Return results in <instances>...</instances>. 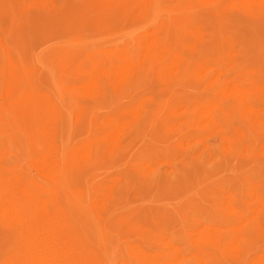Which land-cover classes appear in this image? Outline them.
<instances>
[{
    "label": "rangeland",
    "instance_id": "1",
    "mask_svg": "<svg viewBox=\"0 0 264 264\" xmlns=\"http://www.w3.org/2000/svg\"><path fill=\"white\" fill-rule=\"evenodd\" d=\"M153 1L149 6L148 0H0V64L9 55L24 79L13 97L5 94L0 78L4 165L31 190L38 186L44 200L68 211L91 256L103 264H137L128 254L133 245L166 257L179 246L186 259H194L196 240L208 239V229L240 240L229 250L208 244L222 264H264V15L236 0L231 7L230 0ZM151 48L145 80H109L103 93L91 85L96 71L110 68L121 53L140 62ZM180 56L189 60L187 75L166 78L165 66ZM218 75L251 81L243 87L251 89L260 109L252 118L244 108L229 110L232 120L221 122L225 138L199 115ZM76 95L84 97V107ZM191 117L188 130L194 137L182 141ZM47 121L56 150L72 166L76 183H83L80 204L72 205L32 163L27 130ZM120 125L122 136L111 144L107 137ZM105 194L110 200L104 211L106 241L94 211ZM11 234L0 222V258L11 246Z\"/></svg>",
    "mask_w": 264,
    "mask_h": 264
},
{
    "label": "bare ground",
    "instance_id": "2",
    "mask_svg": "<svg viewBox=\"0 0 264 264\" xmlns=\"http://www.w3.org/2000/svg\"><path fill=\"white\" fill-rule=\"evenodd\" d=\"M48 1L49 0H47V2ZM201 1L207 2L205 0H201ZM236 1L243 2L247 6V8H249V9H254V11L252 10L251 13L255 12L256 16H259V15L263 16L264 15V0H236ZM141 2H143V0H141ZM153 2H154L153 0H148L149 6H151L153 4ZM230 2H229V5L231 7V4H233L232 3L233 1L230 0ZM35 3H37V2H35ZM225 4H228V3H225ZM188 5H190V4H188ZM233 5H235V4H233ZM218 6L219 5L217 4L216 7H218ZM187 7L188 6L186 5V8ZM195 7H197V6H195ZM198 7H200V6H198ZM57 8H59V7H57ZM62 8H64V6ZM238 8H240L239 5H238ZM197 9H198V11L200 10V8H197ZM223 9H225V8H223ZM64 10L66 11V9H64ZM40 11H41V9H40ZM62 12H64V11H62ZM55 13H56V10H55ZM142 13H144V12H142ZM135 16L137 19V15H135ZM194 16H196V15H194ZM165 17H167V16H165ZM197 21H199V20H197ZM183 22H185V21H183ZM138 24H140V23H138ZM193 26H195V24ZM162 27H163V25H162ZM169 28H170V26H169ZM205 28H206V26H205ZM200 29H201L200 32H202V34L204 35L202 28H200ZM153 34H155V33L153 32ZM187 39H189V38H187ZM199 39H201V38H199ZM156 44H154V46ZM159 45H161L160 42L158 43V46ZM191 45H193V44H191ZM7 47H8V45H7ZM74 49H76V48L74 47ZM154 50L155 49H152V48L149 49L147 51V54L144 56L143 60H141L140 62L134 61L132 59V57H130L128 54L121 53V55L118 59L119 61L113 62L112 66L110 68L101 67L96 71L95 77L92 80H90L92 82L91 85H93L95 87L96 92L100 91L103 93V92H106L108 90L109 80H111V81L113 80L114 82H116V84H117V82L122 83L124 81L125 82L134 81L135 83H139L141 80H145L147 78V75L151 72V71H149L150 67H151L149 62H150L151 56H153ZM75 52H76V50H75ZM185 60L186 59L184 56H180L178 58H174L170 63H168L167 66H165L166 78H168L169 76H175V74L179 73L178 75L181 76L180 80L183 79L187 75V73L189 71V65H190L189 60H187V61H185ZM14 63L11 61L10 56L8 55L5 65L0 64V78L2 81L3 88H4V92H5V94H10L13 97L15 95H18V93L22 91L23 86H24L23 85L24 79L16 67L17 64L14 65ZM199 64H201V63H199ZM145 66H149V68L146 67V70H144ZM206 66H208V65H206ZM205 69L209 70V66H208V68H205ZM202 70L204 72V69H202ZM152 72H153V70H152ZM206 72H207V70H206ZM237 73H238V75H240L241 70L237 71ZM200 74H201L200 76H202V73H200ZM224 76H225V74H224ZM240 80H242V79H240ZM164 82L165 81H163V83ZM211 82L212 81H210V83ZM78 83L81 84V82H78ZM245 83L249 87L252 86L251 81L239 82V80H236V78H231L229 80H221V78L218 75L217 79L212 83V85L215 86V89L213 91L207 93L209 95V97L205 100V103H204L205 105L201 106L202 109L200 110L199 115L201 117H205L207 119V120L205 119V121H203L201 123H203V124L206 122L209 123V124H207L208 128L219 127L221 132H222L221 134H223V137L225 138V133L223 131V128L221 127V122L222 121L228 122V121L232 120L229 118L230 116H228L229 110L231 112H235L238 109L244 108V113H245L246 117H247V115L248 116L250 115V118H252V115L260 113L259 105L254 98V94L251 93V89L243 87V84H245ZM182 85L184 87V84H182ZM163 91L165 92V90H163ZM119 94H124V93H119ZM199 94H200V92H199ZM202 94H205V93L203 92ZM194 96L196 97V95H194ZM16 100H17V98H16ZM74 100L77 104L84 107V97H78V95H76V97H74ZM106 102H107V100H105V103ZM199 104L200 103L198 102L197 105H199ZM198 107H200V105ZM184 109L187 110L186 108H184ZM139 111H141V110H139ZM194 113L198 114L196 112V110ZM79 114H80V112H79ZM134 116L138 117L139 115L138 116L134 115ZM66 117H67V115H66ZM77 117H79V116H77ZM131 117H133V114L131 115ZM38 118H42V117H38ZM251 120L254 121V117ZM255 120H257V118H255ZM67 121H68V119H67ZM192 121H193V119L191 117L190 121L188 122V126L185 129L186 132L182 136L183 137L182 141L186 140V142H187L194 137L188 130V128L191 126ZM99 122H100V120H99ZM186 122L187 121H185V123ZM262 122H261V124H262ZM46 123H48V124H46L44 126L41 125L39 127H35L34 129H28L27 133H26L27 136L25 135L28 138V145L30 148V153H31L30 156H31L32 163L34 164L35 168H37L39 171L43 172V175H44V173L46 175H48L49 178H51L53 180L52 182L55 181L57 183V185H59V187H61L64 190L67 198L72 201V205H73V202L76 204L77 203L80 204L84 201V191L82 189V186L80 187V185L78 186V184H83V183L80 181L79 178H78L79 179L78 183H76V181L74 180V177H73L74 172H73L72 166L66 165L64 163V159H66V158H64V155H62V154L60 155L58 153V151L56 150L57 147L54 144L55 138L53 136L54 133H52L53 127L51 128V125H50L51 122L47 121ZM71 123H73V121ZM74 124H76V123H73V125ZM104 124H106V123H104ZM189 124H190V126H189ZM205 125L200 126V124H199V126L202 128H203V126L205 127ZM22 128H24V127H22ZM76 131H77V129H76ZM122 131H123V128L120 125L116 129H114L112 132H110L107 139H109L111 144H115L118 140H120V138L122 136ZM219 131H217V132H219ZM213 132H216V131L213 129L212 133ZM232 133H234V132H232ZM242 134H244V133H242ZM231 136L232 135H230L228 137L231 138ZM83 138L84 137H82V139ZM205 139L206 138H204V140ZM58 140H59L58 142L60 143L59 138H58ZM226 140L228 141L230 139H226ZM227 141L224 143V144L227 143V145H224L226 147L229 145V143ZM184 144H186V143H184ZM191 144H192V142H191ZM206 144L209 146L208 143H206ZM207 145H205V147ZM187 146H189V145L186 144V147ZM195 146H197V145H195ZM109 148H111V147H109ZM227 148H230V147H227ZM74 149H76V148H74ZM93 149H95V148H93ZM206 149H209V148H206ZM92 150L90 149L89 151H92ZM110 150H112V149H110ZM61 151H63V150H61ZM106 151H108V150H106ZM208 151L210 152V149ZM259 153H260V151H259ZM197 154H200V151ZM197 154L194 157H196ZM87 155H89V154H87ZM211 155H212V153H211ZM199 156L200 155H198L197 158H200ZM229 156L231 157V155H229ZM81 157H82V155H81ZM29 162H30V160H29ZM187 163H189V162H187ZM36 175H38V173H36ZM87 181H88V179H87ZM117 183L119 184V182H117ZM51 187H53V186H51ZM113 187H115V186H113ZM113 187H111V188L113 189ZM37 189L41 190L40 188H38V186H37ZM37 189L31 190L27 184H25L19 177L15 176L13 174V172L11 171V169H8L4 165V156H3V154L1 155V153H0V222L3 224L4 227H7L12 233L11 234L12 235L11 246H10L9 250L0 258V264H103L101 261H98L91 256L90 251L88 250V248L85 244L84 238L82 236L83 234L81 235V233L78 231V229L72 223V216H70L71 214H69L68 211H66L64 208L57 207L56 205H54V203L52 201L44 200L41 197V192L38 191ZM60 196H62V195H60ZM59 198H61V197H59ZM109 202H110L109 194L108 195L105 194L94 205V211L96 214V221L98 223V226L101 228V230H103V235H104L105 241L108 238H107L106 232L104 230V211L106 210ZM229 208H230V206H229ZM235 211H237V210H235ZM256 213H257V211H256ZM240 220L242 221V223H244L246 220L245 216H240ZM244 225H240L241 229L243 228L242 226H244ZM204 226L202 228H205ZM213 228H215V227H213ZM227 228L228 227H226L225 229H227ZM219 229H221V228H219ZM238 231H240V230H238ZM206 232L209 233L207 236L208 239L203 237L202 235H200L201 237L198 240H196V242L198 244L197 247L199 250V255L194 257V259H186L185 254L181 250L182 248H180L179 246H178L179 248L172 246V252L167 257L160 254V253L150 251L142 245H140V246H134V245L129 246L128 254H130L132 257H134L135 260L133 259V261H136L137 264H222L219 257L216 256L214 252H209L207 250L208 244H213V246L218 247V248L228 249L231 246H233L237 242V240L236 239L233 240L232 238L230 239L229 233H225V232L219 233V231H216L213 229H208V230H206ZM245 234H247V232ZM135 241H137V240H135ZM238 241L240 242V240H238ZM169 242H171V240ZM239 242H237L236 245L237 244L240 245ZM176 245H178V244H175V246ZM235 247H237V246H235ZM149 248H151V247H149ZM154 250H155V248H154ZM256 256H258L257 252H256ZM260 257L261 256H259V258ZM255 263L257 264V262H255ZM250 264H253V262Z\"/></svg>",
    "mask_w": 264,
    "mask_h": 264
}]
</instances>
